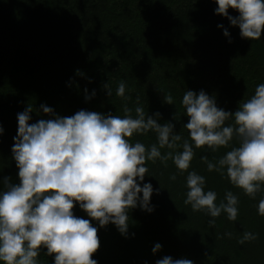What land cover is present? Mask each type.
Here are the masks:
<instances>
[{"label":"trees","instance_id":"16d2710c","mask_svg":"<svg viewBox=\"0 0 264 264\" xmlns=\"http://www.w3.org/2000/svg\"><path fill=\"white\" fill-rule=\"evenodd\" d=\"M217 7L215 0H0V187L5 178L19 183L11 150L18 114L28 106L33 109L29 123H36L53 118L43 113L42 104L64 117L80 110L123 117L125 105L135 117L139 105L146 115L160 113L158 122L173 123L184 139H189L182 106L187 90H203L217 107L237 110L264 83V36L241 38L238 27L215 13ZM229 15L238 12L229 9ZM121 81L126 100L116 95ZM85 89L96 95L86 100ZM168 94L171 105L164 102ZM136 141L150 146L157 143L156 133L136 135ZM236 146L234 139L216 152L194 148L188 170L205 177V191L217 193V204L228 191L238 197L236 221L223 212L212 218L193 211L184 204L188 172L180 173L171 159L149 161L140 183L152 184L154 210H130L127 237L114 224L100 227L93 220L100 248L92 258L98 264H156L165 256L193 264H264V216L258 213L264 192L249 198L231 184L226 169L224 175L210 172L201 159L216 163ZM73 211L91 219L78 203ZM245 232L256 238L241 244ZM157 243L162 247L154 254ZM39 264H54V255L42 249Z\"/></svg>","mask_w":264,"mask_h":264},{"label":"clouds","instance_id":"9594fccd","mask_svg":"<svg viewBox=\"0 0 264 264\" xmlns=\"http://www.w3.org/2000/svg\"><path fill=\"white\" fill-rule=\"evenodd\" d=\"M215 3L218 5L215 13L238 27L241 38L254 41L264 36V0H215ZM229 9L238 15H229ZM223 34L230 35L227 29ZM103 88L108 96L112 95L108 83ZM84 91L86 100L96 95L95 91L90 96L87 89ZM125 91L126 85L121 81L116 95L126 100ZM164 102L173 104V97L165 95ZM182 106L188 117L184 127L189 139L175 132L173 123H159L160 113L146 115L139 105L135 117L127 105L123 117L86 110L64 117L55 115L52 108L43 104L40 106L43 113L53 118L29 123L31 106L19 113L18 132L11 150L19 169V183L5 178L0 187V262L39 264L41 250L46 249L47 255H54V264H98L92 257L100 248V240L92 221H97L100 227L112 223L127 237L129 211L137 206L149 213L154 210L150 206L152 184L144 183L141 187L140 183L149 171L146 163L160 160L166 164L171 159L180 173L188 172L194 148L206 147L216 152L237 140L239 146L232 147L216 163L209 162L206 156L201 159L210 172L224 175L226 169L231 184L249 198L255 199L264 192V83L255 88L250 98L239 103L234 112L217 107L215 99L203 90L198 94L187 90ZM229 120L233 123L226 125ZM150 131L156 133L157 143L146 147L139 141L133 142L134 136ZM161 149L168 151L162 154ZM205 184L204 176L188 172L184 204L212 218L223 212L230 221H236L238 197L228 191L217 204V193L205 191ZM77 203L91 219L74 214ZM258 213L264 216V199L259 201ZM209 223L214 225L215 219ZM255 238L245 232L239 243ZM161 247L157 243L153 253ZM156 264H193V261L165 256Z\"/></svg>","mask_w":264,"mask_h":264}]
</instances>
